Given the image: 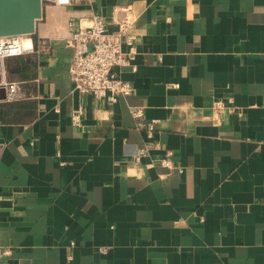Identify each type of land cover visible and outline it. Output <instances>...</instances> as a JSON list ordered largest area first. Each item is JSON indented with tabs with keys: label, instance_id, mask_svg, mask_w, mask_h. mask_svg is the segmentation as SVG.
<instances>
[{
	"label": "crops",
	"instance_id": "obj_1",
	"mask_svg": "<svg viewBox=\"0 0 264 264\" xmlns=\"http://www.w3.org/2000/svg\"><path fill=\"white\" fill-rule=\"evenodd\" d=\"M93 14L131 22L129 96L71 79ZM30 38L0 74V264H264V0H46Z\"/></svg>",
	"mask_w": 264,
	"mask_h": 264
},
{
	"label": "built area",
	"instance_id": "obj_2",
	"mask_svg": "<svg viewBox=\"0 0 264 264\" xmlns=\"http://www.w3.org/2000/svg\"><path fill=\"white\" fill-rule=\"evenodd\" d=\"M57 5H68L70 0H51ZM116 31H108L101 16L93 14L89 23L73 28V22H69L71 31L65 39V43L72 49V61L70 76L77 90L82 93H92L97 99L114 101L117 96H129L134 88L130 81L121 78L119 69L131 66L135 69L132 61L135 56L134 39L131 22L121 20L117 23ZM30 45L25 46L26 40ZM28 44V42L26 43ZM122 45L127 50H122ZM32 51L30 35H7L0 36V74H2V62L9 57L22 56ZM0 86H5L6 99L16 100L19 97L18 83L1 80ZM232 108L221 100L213 104V118L217 120L220 113L231 112ZM133 114L142 116V111L136 109ZM77 115L74 116V118ZM143 126L152 129L151 123H142ZM1 149V147H0ZM165 167L171 165L170 160L165 158L161 161ZM101 252H104L101 249Z\"/></svg>",
	"mask_w": 264,
	"mask_h": 264
},
{
	"label": "water",
	"instance_id": "obj_3",
	"mask_svg": "<svg viewBox=\"0 0 264 264\" xmlns=\"http://www.w3.org/2000/svg\"><path fill=\"white\" fill-rule=\"evenodd\" d=\"M43 1L46 0H0V36L31 35L36 20L42 16ZM5 99V90L0 86V101Z\"/></svg>",
	"mask_w": 264,
	"mask_h": 264
},
{
	"label": "bare ground",
	"instance_id": "obj_4",
	"mask_svg": "<svg viewBox=\"0 0 264 264\" xmlns=\"http://www.w3.org/2000/svg\"><path fill=\"white\" fill-rule=\"evenodd\" d=\"M27 42H28V39L26 40V42H25V44H24L25 46H29V44H26Z\"/></svg>",
	"mask_w": 264,
	"mask_h": 264
}]
</instances>
